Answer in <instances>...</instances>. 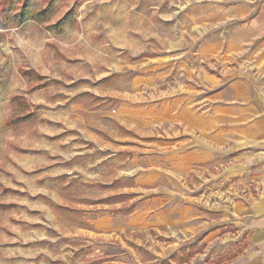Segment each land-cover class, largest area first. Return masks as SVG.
<instances>
[{
    "label": "rangeland",
    "instance_id": "1",
    "mask_svg": "<svg viewBox=\"0 0 264 264\" xmlns=\"http://www.w3.org/2000/svg\"><path fill=\"white\" fill-rule=\"evenodd\" d=\"M238 1L0 0V264H229L242 252L214 212L195 233L131 227L145 206L220 201L208 175L166 158L205 81L235 67L224 54L237 22L200 8ZM174 177L188 191L172 198Z\"/></svg>",
    "mask_w": 264,
    "mask_h": 264
},
{
    "label": "crops",
    "instance_id": "2",
    "mask_svg": "<svg viewBox=\"0 0 264 264\" xmlns=\"http://www.w3.org/2000/svg\"><path fill=\"white\" fill-rule=\"evenodd\" d=\"M200 10L213 12L224 22H237L226 37L224 54L235 67L220 78L205 81L200 109L180 115L188 132L166 159L176 173V168L182 167L185 173L194 170L208 175L205 182L211 184L207 188L215 191L220 201H198L201 212L197 203L168 209L145 206L134 213L131 227L167 226L172 231L195 233L209 227L199 216L214 212L218 219L231 218L243 239L242 252L229 264H264V111L258 100L264 96V0H240L226 8L210 5ZM210 168L213 175L208 174ZM176 179L172 198L179 191H188L184 185L181 190ZM207 237L211 234L204 240Z\"/></svg>",
    "mask_w": 264,
    "mask_h": 264
},
{
    "label": "water",
    "instance_id": "3",
    "mask_svg": "<svg viewBox=\"0 0 264 264\" xmlns=\"http://www.w3.org/2000/svg\"><path fill=\"white\" fill-rule=\"evenodd\" d=\"M258 100H259V102L263 108V111H264V96H260ZM261 145H262V147H264V143H262Z\"/></svg>",
    "mask_w": 264,
    "mask_h": 264
}]
</instances>
